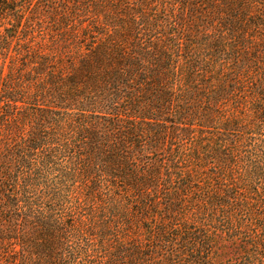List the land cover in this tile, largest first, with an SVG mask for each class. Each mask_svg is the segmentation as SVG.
<instances>
[{"label": "trees", "instance_id": "1", "mask_svg": "<svg viewBox=\"0 0 264 264\" xmlns=\"http://www.w3.org/2000/svg\"><path fill=\"white\" fill-rule=\"evenodd\" d=\"M8 13L0 264H264V0Z\"/></svg>", "mask_w": 264, "mask_h": 264}, {"label": "rangeland", "instance_id": "2", "mask_svg": "<svg viewBox=\"0 0 264 264\" xmlns=\"http://www.w3.org/2000/svg\"><path fill=\"white\" fill-rule=\"evenodd\" d=\"M65 4V3H62V5ZM68 5V4H67ZM42 11H40V9H37L36 11H34V14H31V15H28L29 17L33 16L35 17L36 19H33L34 21V24H37L38 22H42V20H39L37 17L39 18H42L43 19V15L41 14ZM2 13H5V12H2ZM7 17V18H5ZM52 20H47L46 23L42 24V25H36V28H35V32L34 34H36L37 36L40 37L41 34H43V32L45 33H48V27L50 26V23H52L51 21H53V17L50 15L49 16ZM11 18V13H8L7 15L4 14L3 16L0 15V32H2V35H6V30L7 29H13L14 25L17 26L21 21H20V18H14L13 20L10 19ZM11 22L12 25H9V23ZM23 22V21H22ZM9 55V54H8ZM10 55H14V54H10ZM5 59H8V56H1L0 57V65H2L0 67V71H4V69L2 67H4V62L6 63L5 65V72L4 74H8L9 72V69H8V66L10 64L9 60H5ZM3 84V82L1 83V85Z\"/></svg>", "mask_w": 264, "mask_h": 264}]
</instances>
